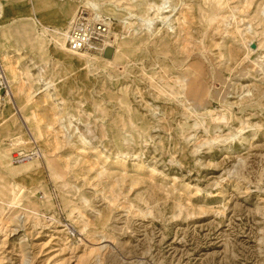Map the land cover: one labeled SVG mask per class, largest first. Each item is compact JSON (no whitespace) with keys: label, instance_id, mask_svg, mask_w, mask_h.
I'll return each instance as SVG.
<instances>
[{"label":"rangeland","instance_id":"rangeland-1","mask_svg":"<svg viewBox=\"0 0 264 264\" xmlns=\"http://www.w3.org/2000/svg\"><path fill=\"white\" fill-rule=\"evenodd\" d=\"M0 2V264H264V0Z\"/></svg>","mask_w":264,"mask_h":264},{"label":"built area","instance_id":"built-area-1","mask_svg":"<svg viewBox=\"0 0 264 264\" xmlns=\"http://www.w3.org/2000/svg\"><path fill=\"white\" fill-rule=\"evenodd\" d=\"M108 18L96 11L79 9L66 33V46L68 50L76 52L87 50L103 53L106 49L104 39L110 32ZM111 33V32H110ZM6 90L5 79L0 76V92ZM37 148L29 151L17 150L12 153V161L15 164L25 162L32 157H38Z\"/></svg>","mask_w":264,"mask_h":264},{"label":"bare ground","instance_id":"bare-ground-1","mask_svg":"<svg viewBox=\"0 0 264 264\" xmlns=\"http://www.w3.org/2000/svg\"><path fill=\"white\" fill-rule=\"evenodd\" d=\"M1 1V0H0ZM84 5L85 6H87V7H89V8H91V9H93V10H96L97 12H98V10H99V8H98V6H97V4H95L94 2H91V1H86L85 3H84ZM153 5V4H152ZM155 6V5H154ZM147 7V6H146ZM151 7H153V6H151ZM0 9H1V2H0ZM152 9V8H151ZM154 9V8H153ZM79 10V9H78ZM78 10L76 11V13L78 12ZM156 10H157V12H158V14H160V11H162V8H160V7H157L156 8ZM76 13H75V15H76ZM99 13V12H98ZM157 14V13H156ZM74 15V16H75ZM161 15V14H160ZM64 16V15H63ZM74 16H73V18L71 19V21L74 19ZM65 17V16H64ZM34 20H36V19H34ZM69 21V20H68ZM71 21H69V22H67V24H68V27H67V29L65 30V29H63V30H59V29H56V28H48V27H45L48 31H50V32H53L54 33V36H55V38H57V40H58V45L60 46V49L63 51V52H66V53H70L71 55H75V56H77L78 58H80V59H85L86 60V63H89V61H91V58L89 57V56H86L85 55V53L87 52V50H81V51H76V52H73V51H70V50H68V48H67V46H66V33H67V30H68V28H69V26H70V23H71ZM109 23V22H108ZM67 24H66V26H67ZM131 24V23H130ZM110 32H111V30H110ZM109 32V34H108V36L104 39V44L106 45V51H103V53H100V54H105L104 56H106L107 57V59H111L114 55H115V50L108 44V42H107V39L108 38H111V37H113V34L112 33H110ZM105 52V53H104ZM8 54H6V53H4L3 54V56L6 58V56H7ZM90 58V59H89ZM84 61V60H83ZM14 72V71H13ZM0 76L2 77V78H4L5 79V82H6V96H7V99L8 100H11V102H12V104H13V106H14V108H15V103H14V100H13V97H12V93H11V91H10V87H9V82L6 80V78H5V76H4V74H3V70H2V68H0ZM46 84V83H45ZM48 88V85L46 86L45 85V87L42 89V91H44V90H46ZM39 90H41V89H39ZM38 90V91H39ZM37 91V92H38ZM41 92V91H40ZM1 96V95H0ZM5 96V97H6ZM34 96H36V93L35 94H33V97ZM5 97H3V98H1L0 97V104H1V102H2V100L4 99V100H6L5 99ZM16 109V108H15ZM23 123H25L26 125H27V123H26V120H24V119H22V126H23ZM28 129H30L29 128V126L27 125L26 126ZM28 131V130H27ZM29 134H30V138H31V144H32V149H34V148H37V150L40 152V154L38 155V157H32L31 159H28V160H33V159H39V158H41L42 157V155H41V151L39 150V148H38V146L36 145V142H35V140L33 139V136H32V134H33V131H31V130H29ZM81 141H82V139H81ZM84 142V141H83ZM31 149V150H32ZM118 157H116V159H117ZM13 159L11 158V163L12 164H15V163H13V161H12ZM27 160V161H28ZM26 162V161H25ZM21 163H23V162H21ZM19 164V163H18ZM141 165H139V164H134V167H136V168H139ZM26 264V263H25Z\"/></svg>","mask_w":264,"mask_h":264},{"label":"crops","instance_id":"crops-1","mask_svg":"<svg viewBox=\"0 0 264 264\" xmlns=\"http://www.w3.org/2000/svg\"><path fill=\"white\" fill-rule=\"evenodd\" d=\"M17 1V0H16ZM2 103H5V104H10V103H7L4 99L2 100V102H1V104ZM1 104H0V119H2V121L5 119V116H4V113H3V111H2V109H1ZM11 106H12V108H13V110L15 111V113H18L19 114V112H17V109H15L14 108V106H13V104L11 103ZM16 106V105H15ZM17 107V106H16ZM14 122L15 123H18L15 119H14ZM19 124V123H18ZM20 125V124H19Z\"/></svg>","mask_w":264,"mask_h":264},{"label":"water","instance_id":"water-1","mask_svg":"<svg viewBox=\"0 0 264 264\" xmlns=\"http://www.w3.org/2000/svg\"><path fill=\"white\" fill-rule=\"evenodd\" d=\"M106 50H107V49H106ZM106 50H105V51H106ZM104 53H105V52H104ZM104 55H105V54H104Z\"/></svg>","mask_w":264,"mask_h":264}]
</instances>
